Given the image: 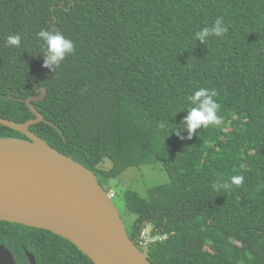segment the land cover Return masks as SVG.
I'll return each instance as SVG.
<instances>
[{"label": "trees", "instance_id": "trees-1", "mask_svg": "<svg viewBox=\"0 0 264 264\" xmlns=\"http://www.w3.org/2000/svg\"><path fill=\"white\" fill-rule=\"evenodd\" d=\"M218 17L228 32L196 41ZM41 29L75 45L54 70L43 67ZM15 33L19 47L6 44ZM34 84L45 89L31 101L43 121L30 130L103 187L130 167L166 172L146 197L121 191L133 241L146 222L167 235L147 245L152 264H264V0H0V117L34 118ZM200 87L217 92L220 125L190 139L157 128L180 124ZM7 136L25 137L0 124ZM233 175L241 186L213 190ZM0 243L17 264H30L25 250L36 264H94L66 238L20 223L0 220Z\"/></svg>", "mask_w": 264, "mask_h": 264}, {"label": "water", "instance_id": "water-1", "mask_svg": "<svg viewBox=\"0 0 264 264\" xmlns=\"http://www.w3.org/2000/svg\"><path fill=\"white\" fill-rule=\"evenodd\" d=\"M51 78L52 72L46 76ZM34 87L40 94L25 100L34 118L15 122L0 117L1 125L25 136L0 137V220L62 236L94 264H152L147 248L128 236L115 203L94 171L30 130V125L43 121L31 101L42 99L45 89ZM25 254L30 264H36L33 253L25 250ZM0 264H17L2 243Z\"/></svg>", "mask_w": 264, "mask_h": 264}, {"label": "clouds", "instance_id": "clouds-1", "mask_svg": "<svg viewBox=\"0 0 264 264\" xmlns=\"http://www.w3.org/2000/svg\"><path fill=\"white\" fill-rule=\"evenodd\" d=\"M227 32L228 25L224 22V18L218 17L210 27H204L196 31L194 36L196 41L203 44L208 37L215 36L222 38ZM36 36L41 42V48L44 52L43 67L49 70H52L53 66H55V68L59 66L60 63L65 60L66 56L75 52L74 42L59 30L41 29L36 33ZM21 39L20 33L9 34L6 37V44L19 47ZM216 96L217 92L214 89L198 88V90H195L192 94L185 97L187 106L183 109H186L187 115L182 118L180 124H176L177 126L175 128H171L169 127V119L161 120L157 123V128L160 130H167L168 132L171 129L181 139H190L196 130L201 127L220 125L223 121L222 118L217 115L219 104L214 99ZM185 129L187 130V137L181 135V132ZM243 181L244 177L242 175H233L227 179H218L214 181L212 188L217 192L222 189L228 191L233 185L241 186ZM146 224L149 223L147 222ZM151 229L152 228H150L149 234H151ZM135 242L138 244L137 241Z\"/></svg>", "mask_w": 264, "mask_h": 264}, {"label": "rangeland", "instance_id": "rangeland-1", "mask_svg": "<svg viewBox=\"0 0 264 264\" xmlns=\"http://www.w3.org/2000/svg\"><path fill=\"white\" fill-rule=\"evenodd\" d=\"M104 167L109 168L110 164L108 161L104 162ZM167 181L166 172L161 168L159 164H146L136 167H130L124 172L120 173L113 180L108 182V185L112 186V191L116 194L112 197L122 220L127 226L130 223L131 216L127 214L123 204L121 191L129 187L132 190H136L140 196L146 197L148 188L159 183ZM107 184L104 186L105 190H109ZM151 225L146 224L144 227L145 235L147 236L150 232Z\"/></svg>", "mask_w": 264, "mask_h": 264}, {"label": "built area", "instance_id": "built-area-1", "mask_svg": "<svg viewBox=\"0 0 264 264\" xmlns=\"http://www.w3.org/2000/svg\"><path fill=\"white\" fill-rule=\"evenodd\" d=\"M108 195L112 198V197L115 196V193L111 190L110 192H108ZM165 238H166V235H158V234H155V235L148 234L146 236L145 235V230H142L141 233H140V236L137 239V242H138V245L140 247H146L147 248V245L150 242H154V241H157V240H163Z\"/></svg>", "mask_w": 264, "mask_h": 264}, {"label": "flooded vegetation", "instance_id": "flooded-vegetation-1", "mask_svg": "<svg viewBox=\"0 0 264 264\" xmlns=\"http://www.w3.org/2000/svg\"><path fill=\"white\" fill-rule=\"evenodd\" d=\"M39 92V94H40V91H38Z\"/></svg>", "mask_w": 264, "mask_h": 264}]
</instances>
